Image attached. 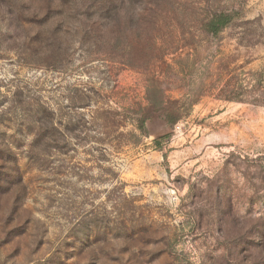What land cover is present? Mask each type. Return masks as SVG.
<instances>
[{"label":"rangeland","instance_id":"1","mask_svg":"<svg viewBox=\"0 0 264 264\" xmlns=\"http://www.w3.org/2000/svg\"><path fill=\"white\" fill-rule=\"evenodd\" d=\"M90 1L0 0V264H264V0Z\"/></svg>","mask_w":264,"mask_h":264},{"label":"trees","instance_id":"2","mask_svg":"<svg viewBox=\"0 0 264 264\" xmlns=\"http://www.w3.org/2000/svg\"><path fill=\"white\" fill-rule=\"evenodd\" d=\"M104 4L100 0H91L87 6V11L97 12L101 11ZM92 12V13H93ZM230 22V16L225 13H218L214 14L212 18H210L205 27L208 31L212 32L213 34H218L223 28H225ZM141 122L139 128L143 129L144 124L142 119L139 120Z\"/></svg>","mask_w":264,"mask_h":264}]
</instances>
